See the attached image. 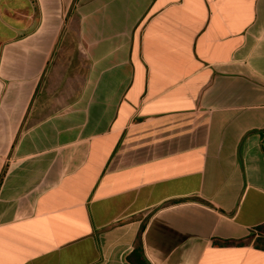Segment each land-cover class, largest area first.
I'll list each match as a JSON object with an SVG mask.
<instances>
[{
  "label": "crops",
  "instance_id": "crops-1",
  "mask_svg": "<svg viewBox=\"0 0 264 264\" xmlns=\"http://www.w3.org/2000/svg\"><path fill=\"white\" fill-rule=\"evenodd\" d=\"M262 236L264 0H0V264H264Z\"/></svg>",
  "mask_w": 264,
  "mask_h": 264
},
{
  "label": "trees",
  "instance_id": "trees-1",
  "mask_svg": "<svg viewBox=\"0 0 264 264\" xmlns=\"http://www.w3.org/2000/svg\"><path fill=\"white\" fill-rule=\"evenodd\" d=\"M261 227L258 226L259 230H260ZM257 246L264 248V236L257 238Z\"/></svg>",
  "mask_w": 264,
  "mask_h": 264
}]
</instances>
